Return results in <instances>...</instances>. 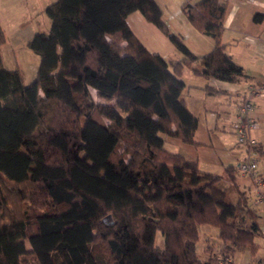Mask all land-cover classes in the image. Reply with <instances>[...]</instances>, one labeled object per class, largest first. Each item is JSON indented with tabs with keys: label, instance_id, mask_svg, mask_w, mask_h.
Masks as SVG:
<instances>
[{
	"label": "trees",
	"instance_id": "obj_1",
	"mask_svg": "<svg viewBox=\"0 0 264 264\" xmlns=\"http://www.w3.org/2000/svg\"><path fill=\"white\" fill-rule=\"evenodd\" d=\"M225 9L219 0L181 6L214 42L195 57L153 0H55L44 9L49 29L26 44L38 56L33 81L24 84L0 56V264H215L236 253L255 256L257 216L243 193L233 201L221 184L237 190V169L222 177L201 172L163 140L194 144L183 66L198 63L192 71L205 79L245 76L224 52ZM135 11L182 62L138 42L126 22ZM5 43L0 27V48ZM89 90L110 103L94 102ZM253 150L264 160L261 145ZM202 225L216 229L221 243L205 260L197 256Z\"/></svg>",
	"mask_w": 264,
	"mask_h": 264
},
{
	"label": "crops",
	"instance_id": "obj_2",
	"mask_svg": "<svg viewBox=\"0 0 264 264\" xmlns=\"http://www.w3.org/2000/svg\"><path fill=\"white\" fill-rule=\"evenodd\" d=\"M17 1L19 0H0L1 29V21L5 18L9 20L10 13L19 11L15 9L19 4ZM23 1L20 0V3L26 10H20L21 17L18 18L27 22L31 19L37 20L40 11L55 0ZM153 1L161 11L164 25L193 56L202 57L212 51L214 47L212 39L197 32L181 11L184 3L189 2L193 5L201 0ZM219 1L226 4L221 35L222 43L225 45L224 52L235 65L242 68L245 76L235 82L205 79L192 71L199 67L198 63H193L191 68L183 66L179 77L184 85L181 98L188 111L197 120L193 136L194 144H183L171 138H163V140L167 151L195 163L201 172L222 177L225 168L233 166L237 169L238 164L248 154L244 146L236 143L235 136L237 108L244 100H248L252 106L248 116L257 123V129L250 132V137L256 145H261L264 151V95L251 97L248 94L250 88L264 85V0ZM255 15L258 16L257 20H254ZM126 22L134 37L150 54L158 55L169 62H182L185 59L154 25L146 22L139 12L130 13ZM46 23H50V20L48 19ZM32 27L34 34L25 42L33 39L38 33L35 23ZM205 88L220 93L209 94ZM259 132L261 140L257 137ZM256 155L258 158L257 153ZM258 161L263 165L262 172L256 171L252 176H245L237 170V176L234 177L237 190L232 189L228 181L221 182L222 186L230 191L233 201L236 200L237 193H243L248 207L257 216L260 232V237L254 240L258 245L255 256L251 258L247 252L236 253L229 258L231 264H264V206H253L258 193H264V160L259 157L257 164ZM239 255L242 256L241 261L238 260Z\"/></svg>",
	"mask_w": 264,
	"mask_h": 264
},
{
	"label": "rangeland",
	"instance_id": "obj_3",
	"mask_svg": "<svg viewBox=\"0 0 264 264\" xmlns=\"http://www.w3.org/2000/svg\"><path fill=\"white\" fill-rule=\"evenodd\" d=\"M17 2H19V4L15 6L16 10H19V11L26 10L24 6L20 3V0ZM23 2H26V1H23ZM39 3L40 2H38V5ZM38 8H40V6ZM19 11H16L15 13H10L9 20L8 19L6 20L5 18L4 20L1 21V26H2V30L6 38V43L0 48V56H1L4 68L8 70H12V69L19 70L20 73L22 74L23 83L27 85L30 82H32L35 77V73H36V69L38 65V56L35 53H33L31 50H29L26 46V44L30 42L32 39L28 42H25V40H27L28 38H31L34 34L32 24L34 25L35 23V26H37V29H38V33L34 35L35 37L41 32H46L49 29L50 23L48 24L46 23L48 19L46 15L44 14L43 9L40 11V14L37 16V20L34 21L31 19V20H27V22H23L24 20L20 18L21 11L20 12ZM18 16L20 17L18 18ZM89 92L94 102L102 103V104L110 103V102L99 99L93 90H89ZM260 131L262 133V127ZM257 137L261 140L260 132H259V136ZM258 159L259 157L258 158L256 157V160ZM262 166H263L262 163L259 162L257 164L256 171L262 172V168H263ZM236 176H237V171L235 172V177ZM216 234H217L216 229L210 228L206 225H202L199 227L197 256L201 260H205L209 256L217 255L218 250L221 246V243L217 240ZM161 242H162V237L160 233L158 232L156 234L155 245L160 246ZM27 245L28 244H26V247H28ZM241 259H242V256L239 255L238 260L241 261ZM22 264H35V263L29 259H23Z\"/></svg>",
	"mask_w": 264,
	"mask_h": 264
},
{
	"label": "built area",
	"instance_id": "obj_4",
	"mask_svg": "<svg viewBox=\"0 0 264 264\" xmlns=\"http://www.w3.org/2000/svg\"><path fill=\"white\" fill-rule=\"evenodd\" d=\"M248 94L251 97H259L264 95V85L254 86L248 90ZM252 110V106L248 100H244L237 108V127L235 131L236 143L244 146L247 150L246 158L240 162L237 166V170L242 175L252 176L257 169L256 152L253 147L256 142L250 137V132L257 129V123L255 120L248 116V113ZM254 207L264 206V193H258L256 200L253 203ZM215 264H231L229 258L225 260H219Z\"/></svg>",
	"mask_w": 264,
	"mask_h": 264
}]
</instances>
